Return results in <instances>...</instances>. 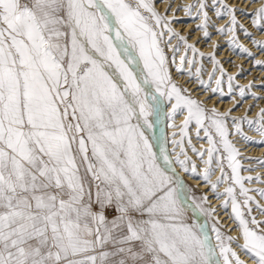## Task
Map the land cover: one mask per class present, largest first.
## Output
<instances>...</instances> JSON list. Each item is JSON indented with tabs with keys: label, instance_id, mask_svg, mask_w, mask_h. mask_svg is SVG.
I'll use <instances>...</instances> for the list:
<instances>
[{
	"label": "snow or ice",
	"instance_id": "1",
	"mask_svg": "<svg viewBox=\"0 0 264 264\" xmlns=\"http://www.w3.org/2000/svg\"><path fill=\"white\" fill-rule=\"evenodd\" d=\"M166 2L162 12L157 0H0V264H248L237 248L264 264V219L252 207L264 216V205L251 195L264 199V188L245 185L264 179L241 175L230 139L256 142L246 124L264 144V108L237 117L174 80L173 65L223 97L236 77L213 52L203 79L205 53L173 28L175 0ZM209 8L230 23L217 27ZM179 10L199 20L203 39L215 28L264 68L237 35L239 27L264 54V39L237 19L243 9L194 0ZM244 14L264 30V4ZM253 87L235 85L242 99ZM162 124L178 129L171 151ZM193 125L207 148L192 143ZM181 173L230 208L239 236L222 230L208 196L193 197Z\"/></svg>",
	"mask_w": 264,
	"mask_h": 264
},
{
	"label": "bare ground",
	"instance_id": "2",
	"mask_svg": "<svg viewBox=\"0 0 264 264\" xmlns=\"http://www.w3.org/2000/svg\"><path fill=\"white\" fill-rule=\"evenodd\" d=\"M226 1H228L232 5H237L236 7H241L242 5H244L241 8L244 10V12L242 13L241 11H237L236 15L240 14L239 16H237V17H241V19L238 21H240V23L250 31L252 26L251 25L245 26V25L247 23H249L252 20V18H250V15H245L244 13H252V11H255L256 9H258L261 6V4H264V0H258L257 3H253V1H251L249 4H247L249 2V0L246 3H242L241 0H226ZM192 2H194V0H179V1L175 0V2H174V9H175L174 16H176L175 19L181 18V20H184V19L188 18L190 20L189 22H186V24L179 23V22H181V20L177 21L175 24V28H178L177 30H179V31L184 30L183 32L186 33V36H188L191 43L196 44V46H198V48H200V50L205 53V59L202 61L204 68H205L204 72L202 73L203 79H205V81H207L208 75L213 70L214 65L212 64V62L208 63L207 57L214 52L216 55V58L221 61L224 68L225 69H231V70H229L230 71L229 74L234 75L236 77V80L234 81V82H236V84L246 86L249 83H251V76H254V73H252L250 76H248V78H245V77H243V73H240V66H242L244 69H248V67H249L248 65L250 64L251 61H253L252 63H254V60L252 59L250 61L251 58H247L246 55L239 54L238 50L233 51L228 45V42H227L228 38L226 36L218 34L216 32L215 28L210 27L209 31L212 34V39H211V41H209V43H206V45H203L204 42L205 41L208 42V40L203 39V33L201 31H198L196 28L197 24L199 23V20L197 22H191V21H195V19L188 17L184 11L179 10L180 5L192 3ZM240 2L242 5H239ZM209 3H211V0H209ZM245 5H246V7H245ZM159 6L161 9H165L167 7V2L164 4H160ZM232 7H234V6H232ZM246 9H247V11H246ZM170 15H172V14H170ZM209 15L212 19V22L215 23L216 25H218L217 27L226 26V24L229 23L227 18L222 19L220 21H216L217 17L213 13L211 8H209ZM238 31H240V29ZM252 31L253 30H251L250 32H252ZM191 32H193V33L190 34ZM252 33H255V31ZM258 34L259 35H257V37H255L256 39H264V33H258ZM237 35H239V37H240V42L243 43L246 47H248L253 53H255V55L261 53L260 50H258V48L255 47V45L252 42L250 43L249 39H247L243 33L237 32ZM201 40H202V42H200ZM217 44L219 45L218 48L215 47V45H217ZM230 58H235L234 61L237 62L236 66H233V68L227 67L229 65L227 62L230 61ZM260 58H262L264 60V54H260ZM224 60H227V61L224 63ZM178 61L179 60L177 59V62ZM261 73H262V75H264V69H261L258 74H261ZM175 74H177V78L179 79L178 81L181 82V85H183L184 87L189 89V91L191 92V94L194 98L204 101L206 103V106L209 108L215 106V107H218L219 110H221V111H227L228 109H232V107L234 105V101L240 102V99H239L240 96L239 95L237 97H234V98L232 96V99H229V97H231V96H229V94H227V92H228L227 85H224V92L226 94L223 97H221L219 94L213 95L211 92H207L202 86H200L198 81L190 78L187 75V73L181 74V73L176 71ZM263 78L264 77H262V76L260 77L261 80ZM258 83L259 82H257L256 84H258ZM213 87H215L214 83H213ZM234 88H235V86H234ZM234 92L238 93V90L236 91L234 89ZM252 92H255L257 96L259 94H260V96H264V95H262L263 93L260 92V90H258L256 87L253 88ZM251 101H256V100H253L252 98L247 100L244 103L242 108H240L236 111L232 110L231 114L234 116H237V117H240L246 113L258 114L257 113V107L254 108V110H250V108L252 107V105L250 106ZM257 103L259 105H256V106H261L262 108H264V99H261V102H257ZM251 116H253V114L248 116V117L250 118ZM180 120H182V118ZM160 128H163L164 131H166L164 124L160 125ZM174 131L175 130L172 128L170 130H168V132H174ZM166 133H167V131H166ZM252 133L254 134L253 135L254 138H257V139L261 138L260 136L256 135L257 133L255 131H253ZM157 134L159 135V132ZM169 137H171V136H169ZM236 137H240V136L236 135L235 139H236ZM247 143H248L247 141L240 143V144H242L240 148L245 149V151H243V152L251 151L253 155L256 154L257 158L263 157V159H264V146L262 148L261 147H255V146H250V143H248V144ZM202 144L203 145L205 144L206 147H208L207 142H203ZM197 148H199V145ZM169 151H170V148H169ZM248 155H251V154H248ZM255 163L257 164L258 162H255ZM177 170L179 171L178 165H177ZM258 171L264 172V166L260 165ZM181 174L184 176V179L187 182V184L190 186V188H191V184L199 185L200 190H202L204 192V194H206L208 196L210 203H214L215 204L214 206H220V208H219L220 213H221L220 217H222L223 222L229 226V229H231V232L233 235L239 236L240 232L237 229L236 224L234 223V221L231 218V215H230L231 211L225 210L222 207L223 201L220 199H217L215 197V194L210 191L209 187L206 186L205 183L200 178H193L192 176L185 174V173H181ZM217 175H219V172H217ZM250 175H256V174H250ZM214 178H216V177L214 176ZM205 219L206 218L204 216L200 217L201 222H203ZM262 219H264V218H262ZM242 242L243 241L241 240V243ZM244 258L246 261L249 262V264H251V261L248 259V256L244 255Z\"/></svg>",
	"mask_w": 264,
	"mask_h": 264
},
{
	"label": "rangeland",
	"instance_id": "3",
	"mask_svg": "<svg viewBox=\"0 0 264 264\" xmlns=\"http://www.w3.org/2000/svg\"><path fill=\"white\" fill-rule=\"evenodd\" d=\"M179 1V0H178ZM251 1H253V0H249V2H248V0H241V2L242 3H246V2H248L247 4H249ZM241 2L239 3V5H242L241 4ZM226 3H228L229 5H231V6H234V8H236V9H241L244 5H242L241 7H236L237 5H232L231 3H229L228 1H226ZM160 3H159V0H157V6H158V8L163 12L164 11V9H161L160 8ZM262 5V4H261ZM245 7H246V5H245ZM246 11H247V9H246ZM252 12H255V11H252ZM214 13V12H213ZM171 14V13H170ZM169 14V15H170ZM215 14V13H214ZM240 14H238V15H236V16H239ZM175 17L176 16H174V18H173V24H172V26H173V28L175 29V30H177L178 28H175V24H176V22L177 21H179V20H181V18H179V19H175ZM238 18V20H240L241 19V17H237ZM250 18H252L251 16H250ZM184 19V18H183ZM222 19H226V18H217V20L216 21H220V20H222ZM228 19V21H229V23H230V18H227ZM190 20L187 18V19H184V20H181V22H179V23H184V24H186V22H189ZM198 20H195V21H191V22H197ZM229 23H227L226 24V26L229 24ZM239 23H240V21H239ZM261 23H264V21H261ZM215 24V23H214ZM241 24V23H240ZM216 25V24H215ZM248 25H251L252 27H251V30H253L252 32H254L255 31V33H253V35H254V37H257V35H259L258 33H264V30H262V29H259V28H257L254 24H253V22H252V20L249 22V23H247L245 26H248ZM216 26H218V25H216ZM239 30V27H238V29H237V32H241V33H243L241 30L240 31H238ZM250 30V31H251ZM177 31H179V30H177ZM184 31V30H183ZM183 31H179L181 34H183V35H185L186 36V33L185 32H183ZM193 32H191L190 34H192ZM188 37V36H187ZM189 39V38H188ZM248 39V38H247ZM250 41V43H251V40H249ZM189 42L191 43V41L189 40ZM200 42H202V40L200 41ZM206 43H209V41L207 42V41H205L204 42V44L203 45H206ZM253 45V44H252ZM200 46V45H199ZM198 47V46H197ZM252 47V46H251ZM256 47V46H255ZM200 49V48H199ZM259 50V49H258ZM168 54H169V56H171L172 55V53H171V51H169L168 52ZM183 54V48L181 49V52L180 53H178L177 54V59L179 60V56L180 55H182ZM260 54H262V53H260ZM260 54H256L255 56H256V58H258V59H262V58H260ZM247 57V56H246ZM247 58H249V57H247ZM234 59L235 58H230V61H228L227 63L229 64L227 67L228 68H233V66H236V61H234ZM197 60H198V63H197V67H199V64L201 63V61L199 60V57L197 58ZM252 60V58L250 59V61ZM263 60V59H262ZM207 61H208V63H210L211 61L209 60V59H207ZM227 60H224V63L226 62ZM253 61H251L250 62V64L248 65L249 67H248V69H244V71H243V77H245V78H248V76H250L252 73H254V76H251V83L252 84H254V87L253 88H257L258 90H260V92H262L263 94L262 95H264V87H262V85H264V78L261 80L260 79V77L262 76V77H264V75H262V73L261 74H258L259 72H260V70L261 69H264V68H261V67H258V66H255L254 65V63H252ZM207 63V64H208ZM231 63V64H230ZM206 64V65H207ZM186 67H189V68H191L192 66L191 65H187ZM194 70V69H193ZM204 70H205V68H204ZM227 71H228V73L230 72L229 70H231V69H226ZM256 70V71H255ZM175 72H176V67H175V65H173L172 66V75H173V78H174V80H176V82L177 83H179L180 85H181V82L180 81H178L179 79L177 78V74H175ZM217 75H219L218 73H217ZM257 82H259L258 84H256ZM235 84H236V82H234V86H235ZM225 85H227V84H225ZM247 86V85H246ZM253 88L251 89V91L242 99L241 97L239 98L240 99V102H237V101H234V105H233V107H232V110L233 111H236V110H238V109H240V108H242L243 107V105H244V103L247 101V100H249V99H251L252 98V96H251V92H252V90H253ZM236 91L238 90V89H236V88H234ZM256 92V91H255ZM239 95V93H237V92H233V94H231V95H229V96H231V97H229V99H232V96H234V97H237ZM258 96H260V94L258 95ZM261 97H264V96H261ZM253 99V98H252ZM253 100H256V99H253ZM257 102H261V99H259V100H256V101H251V103H250V106L252 105V107L250 108V110H254V108H256L257 107V113H259L260 112V109L262 108L261 106H256V105H259ZM253 114V116H251L250 117V119H256L257 118V115L258 114H256V113H252ZM251 113H246V114H243L242 116H250V115H252ZM242 116H240V117H242ZM182 118V120H180ZM183 116H178L177 117V119H176V123H177V125H179V124H181L182 123V121H183ZM168 123H170V121L168 122ZM164 126H165V130L167 131V135H168V138H169V148H170V151L172 150V145H171V143H170V141H171V139H172V133L173 132H168V130H170L171 129V127H167V125L166 124H164ZM231 126V125H230ZM173 129V128H172ZM175 131H178V129H174ZM165 131V132H166ZM244 131L246 132V134L247 135H249L250 137H252V140L253 141H256V142H248V143H250V146H255V147H263L264 146V144H260V143H258V141L259 140H261L262 139V137L261 138H259V139H257V138H254L253 137V131L254 130H252V129H250L246 124L244 125ZM250 131V132H249ZM189 134H190V136H191V138H192V143L196 146V147H198V145H199V148H207L206 147V145L204 144H202L203 142H207L206 141V139H197V137L195 136V126L193 125V126H190V129H189ZM201 135H203V133H201ZM256 135H258L259 136V134H256ZM169 136H171V137H169ZM236 136V135H235ZM235 136H230V139H232L233 140V142H234V144L236 145V147L240 150V155L237 157V159H239L240 160V162L242 163V165H243V168H242V170H241V175H243V176H253V177H255V176H257V175H259L260 177H262V179H264V172H259L258 170H259V166L261 165V164H259V163H255V162H257L258 160H264L263 159V157H260V158H257L256 157V154L255 155H253L252 154V152L251 151H246V152H243V151H245V149H243V148H240L241 147V145L242 144H240V143H243L245 140H243V138L242 137H236V139H235ZM237 136H239V135H237ZM177 139H179V136H177ZM237 143V144H236ZM247 143V144H248ZM208 145V144H207ZM187 146V145H186ZM248 154H251V155H248ZM189 155L190 156H192V158L194 159V160H196L197 161V164L198 165H200L201 167H202V164H201V161L199 160V158L198 157H196L195 156V154H193L192 152H191V149L189 148ZM257 158V159H256ZM244 169H252V171H245ZM259 173V174H258ZM250 174H256V175H250ZM213 179L215 180V178H214V176H213ZM256 183V184H255ZM245 185H246V187H248V188H264V183H257V182H253V183H248L247 181H245ZM227 185H224V186H222L221 187V191H223V188L224 187H226ZM191 189H192V196L193 197H196V198H199V197H201L202 195H204V192L202 191V190H200V188H199V185H197V184H191ZM251 195H254V196H256V199L257 200H259L260 201V203L263 205L264 204V199H261L260 197H259V195L257 194V193H255V192H253V193H251ZM209 204H210V206L211 207H213V208H215L216 209V217H218L219 218V221H220V226L222 227V230L226 233V234H228V235H233L232 234V232L231 231H229V226L228 225H226L224 222H223V220H222V217H220V215H221V213H220V210H219V208H220V206H214L215 204L214 203H210V200H209ZM253 207V215H255L258 219H262V218H264V216H262L261 214H260V212H258V211H256L255 210V205H253L252 206ZM222 210V209H221ZM229 211H231L230 210V208L228 209ZM206 218V217H205ZM206 219H208V221H209V223H212L213 221H214V219L215 218H213V217H208V218H206ZM233 236H237V235H233ZM233 247H235V245H233ZM237 250V252H239L240 253V255H241V259H243V260H245V258H244V253L239 249V248H237L236 249ZM248 262V261H247ZM248 264H249V262H248Z\"/></svg>",
	"mask_w": 264,
	"mask_h": 264
}]
</instances>
